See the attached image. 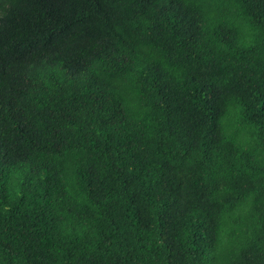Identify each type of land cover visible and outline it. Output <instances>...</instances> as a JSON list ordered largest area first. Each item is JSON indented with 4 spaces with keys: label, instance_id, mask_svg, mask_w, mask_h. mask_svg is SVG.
Wrapping results in <instances>:
<instances>
[{
    "label": "trees",
    "instance_id": "trees-1",
    "mask_svg": "<svg viewBox=\"0 0 264 264\" xmlns=\"http://www.w3.org/2000/svg\"><path fill=\"white\" fill-rule=\"evenodd\" d=\"M0 264H264V0H0Z\"/></svg>",
    "mask_w": 264,
    "mask_h": 264
}]
</instances>
